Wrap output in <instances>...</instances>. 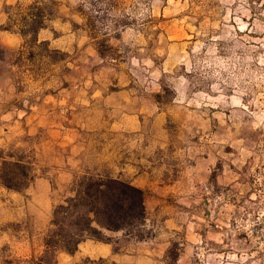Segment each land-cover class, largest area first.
Masks as SVG:
<instances>
[{"label": "rangeland", "instance_id": "rangeland-1", "mask_svg": "<svg viewBox=\"0 0 264 264\" xmlns=\"http://www.w3.org/2000/svg\"><path fill=\"white\" fill-rule=\"evenodd\" d=\"M10 1L0 152L30 161L32 181H70L53 179L46 227L0 225V264H264V0ZM33 5L35 43L18 32ZM84 174L145 193L142 231H105L108 256L45 245Z\"/></svg>", "mask_w": 264, "mask_h": 264}, {"label": "trees", "instance_id": "trees-1", "mask_svg": "<svg viewBox=\"0 0 264 264\" xmlns=\"http://www.w3.org/2000/svg\"><path fill=\"white\" fill-rule=\"evenodd\" d=\"M36 7L37 11L34 5L30 7L31 11L23 18L24 24L31 26L33 31H18L24 38L30 36L34 43L38 41L39 30L46 26L43 8ZM0 157L3 159L0 172L3 185L18 191L25 189L33 179L32 163L21 158L7 159L2 152ZM146 219L142 188L118 177L84 174L74 194L55 206L45 245L47 250L72 254L86 238L109 242L107 230L139 235ZM36 264L53 263L40 258Z\"/></svg>", "mask_w": 264, "mask_h": 264}, {"label": "crops", "instance_id": "crops-1", "mask_svg": "<svg viewBox=\"0 0 264 264\" xmlns=\"http://www.w3.org/2000/svg\"><path fill=\"white\" fill-rule=\"evenodd\" d=\"M9 3H11L10 0H0V9L4 6V4ZM1 15L2 10H0V16ZM13 34L15 33H12L8 30L0 29V35L4 39H10ZM1 65L2 59H0V66ZM0 80H8V76L0 73ZM1 93L2 92H0V94ZM3 94L6 95V92H3ZM3 106H5V109L0 110V115H7L8 113L12 112L9 111L10 109H8L12 108V106L9 107V105L7 104H4ZM7 132L8 131L5 129V124L1 122L0 147L3 146V143L5 142ZM37 155L40 156V153H38ZM2 161L3 159L0 157V172ZM66 178L68 180H66ZM53 179H60L61 181L65 182L63 184H66L69 183L70 176L63 168V170L59 171V174H57L55 177L54 175L36 177L33 181L30 182V184L25 189L21 191L7 188L5 185H3L0 178V206L3 208V215H0L1 217H3L0 218V225L2 223L7 222H24V220L28 216L34 214L36 217L39 218L36 219V221L37 225L39 223L40 229H42V227H46L50 219L52 206L56 203V199L54 197L56 191H53ZM6 239L7 236L5 235V233L3 231H0L1 243H5ZM84 245L86 246L84 255L92 258L108 256L112 253V246L107 243L96 241L94 239L89 238L85 241H82L79 247L82 248Z\"/></svg>", "mask_w": 264, "mask_h": 264}]
</instances>
